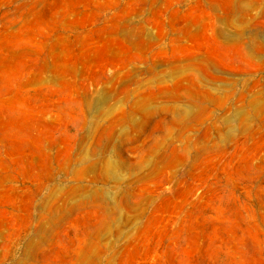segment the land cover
<instances>
[{
    "label": "rangeland",
    "instance_id": "obj_1",
    "mask_svg": "<svg viewBox=\"0 0 264 264\" xmlns=\"http://www.w3.org/2000/svg\"><path fill=\"white\" fill-rule=\"evenodd\" d=\"M0 264H264V0H0Z\"/></svg>",
    "mask_w": 264,
    "mask_h": 264
}]
</instances>
